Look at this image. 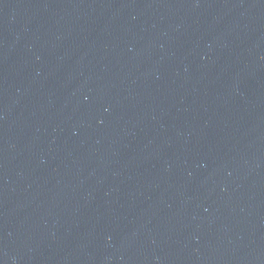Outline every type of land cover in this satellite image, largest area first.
I'll use <instances>...</instances> for the list:
<instances>
[{
  "label": "water",
  "instance_id": "water-1",
  "mask_svg": "<svg viewBox=\"0 0 264 264\" xmlns=\"http://www.w3.org/2000/svg\"><path fill=\"white\" fill-rule=\"evenodd\" d=\"M264 116V0H0V264H58Z\"/></svg>",
  "mask_w": 264,
  "mask_h": 264
}]
</instances>
